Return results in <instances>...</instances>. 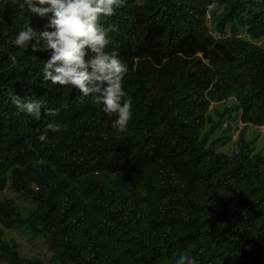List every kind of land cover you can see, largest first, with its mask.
<instances>
[{
    "label": "trees",
    "instance_id": "16d2710c",
    "mask_svg": "<svg viewBox=\"0 0 264 264\" xmlns=\"http://www.w3.org/2000/svg\"><path fill=\"white\" fill-rule=\"evenodd\" d=\"M217 1L215 29L223 36L228 24L230 36L213 38L183 0H164L148 19L141 10L148 34H127L120 56L133 115L118 133L93 95L18 81L31 44L12 39L42 20L23 1L0 0V191L10 179L34 203L0 200L8 264H45L2 240V228L24 226L45 237L56 264H177L182 253L196 264H264V148L250 132L264 123V47L237 35L264 34V0ZM14 94L58 115L19 112ZM49 123L61 130L40 142Z\"/></svg>",
    "mask_w": 264,
    "mask_h": 264
},
{
    "label": "clouds",
    "instance_id": "9594fccd",
    "mask_svg": "<svg viewBox=\"0 0 264 264\" xmlns=\"http://www.w3.org/2000/svg\"><path fill=\"white\" fill-rule=\"evenodd\" d=\"M20 1H23L20 5L22 8L26 7L31 15L42 21L40 28H33L29 25L18 31L12 39V43L18 48H29L31 44V51L27 49L25 52L28 61L21 65L17 74L18 81L33 84L41 92L69 87L79 91L82 96L93 95L95 103L103 106V112L110 119L114 131L125 132L133 115V99L123 87L128 73V66L120 57L123 45L127 41V34L132 35L134 31L148 34L145 27L138 23L141 10L144 11L146 19L161 14L166 11L164 0ZM212 1L219 7V11L216 13L218 14L222 11L223 5L217 0ZM13 2L15 3L16 0ZM199 14L205 18L204 14ZM216 14L213 15V18ZM205 24L207 26L206 18ZM213 28L216 35L208 27L213 38L230 36L228 24L225 25L223 36L216 31L214 19ZM237 32L238 36L245 37L264 47L261 44L264 42V34L258 39H251L243 33L240 27L237 28ZM195 55L202 57L203 51H197ZM9 60L15 64L17 57L10 54ZM31 73L33 75H30ZM11 102L19 112L37 119L41 117L42 110L48 116L58 115L55 109L47 108L43 100L22 98L20 95L14 94L11 96ZM214 104V100L208 99L207 107L210 108ZM84 117L87 120L93 119L95 113H87ZM224 123L226 124V122ZM239 123L243 124L241 121ZM262 125L264 126V123L259 126ZM49 130L58 132L61 128L56 123L47 124L44 134L38 137L40 142L47 141ZM8 187L12 190L13 195L21 196L19 192L13 190L10 179H8L4 189L0 191V200H9L17 207L22 206L19 202L2 198ZM22 199L24 202H30L23 197ZM8 229L11 228H2L1 238L9 244L15 243L20 257L40 259L21 255L18 243L5 237V232ZM40 235L44 238L47 246L45 237ZM8 261L7 256H0V264H8ZM177 264H196V260L188 253H182Z\"/></svg>",
    "mask_w": 264,
    "mask_h": 264
},
{
    "label": "rangeland",
    "instance_id": "374dc122",
    "mask_svg": "<svg viewBox=\"0 0 264 264\" xmlns=\"http://www.w3.org/2000/svg\"><path fill=\"white\" fill-rule=\"evenodd\" d=\"M192 9L198 11L205 15L207 26L213 34H217L213 28V15L219 11L218 5H216L212 0H184ZM258 42V41H257ZM264 45V42L261 43ZM225 123H223L224 125ZM238 127H231V138L236 136ZM250 132L256 135L257 141L255 149L262 150L264 148V126H258L257 128L251 126ZM3 199H11L14 202H19L22 204L24 210L31 209L34 204L32 202H24L22 197L19 195H13L12 190L8 187L4 191ZM19 205V204H18ZM5 237L11 240H15L18 243L19 251L21 255L27 257H38L45 264H56L50 260L51 252L48 250L44 238L40 234H32L28 227H14L6 230Z\"/></svg>",
    "mask_w": 264,
    "mask_h": 264
}]
</instances>
